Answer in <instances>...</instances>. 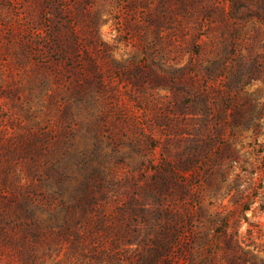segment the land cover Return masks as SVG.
Returning <instances> with one entry per match:
<instances>
[{"label":"rangeland","instance_id":"rangeland-1","mask_svg":"<svg viewBox=\"0 0 264 264\" xmlns=\"http://www.w3.org/2000/svg\"><path fill=\"white\" fill-rule=\"evenodd\" d=\"M10 166L0 264H264V0H0Z\"/></svg>","mask_w":264,"mask_h":264},{"label":"trees","instance_id":"trees-1","mask_svg":"<svg viewBox=\"0 0 264 264\" xmlns=\"http://www.w3.org/2000/svg\"><path fill=\"white\" fill-rule=\"evenodd\" d=\"M31 140L32 139H30L29 144L32 143ZM21 144L22 143H20L19 141H16L13 137H7V144L5 146L6 151L10 152V150L13 149L14 153H11V154L15 155L16 151L17 152L20 151L19 146H21ZM11 154L9 153V156L7 158L12 156ZM33 184L34 183H32V186L34 187ZM23 188L24 187L19 182L18 176L15 172V169H13V167L11 166L10 168L4 167L3 169L0 170V200L5 201L9 206L12 207V210L16 212L14 221L17 222L18 226H24L33 235L36 232L37 234H39L40 232L48 231L44 229H49L50 231H52L53 225L49 221H47L46 219H41L39 217H36L33 207L35 205L37 206V204L35 203L34 199L29 194L24 193ZM2 212H8V210L6 209L4 211L0 210V213ZM24 216L30 217V219L28 218L23 219ZM3 217L7 218L5 215H3ZM70 219L73 221L72 224L75 225L74 227L72 226V224L69 226ZM70 219L69 218L67 219V217L63 218V223L60 225L62 228L59 229L60 233L70 234V231H71V233H74V235L77 238L82 239V240L83 238L84 240L88 239V238H85L86 236L92 238L95 235L94 230L97 229L96 225L88 226V227L83 228V230H79L77 221L80 220L81 218L75 217V218H70ZM6 221L7 222H5V224H9L11 222L9 220H6ZM83 235H86V236L82 237ZM6 240L12 243V241H10L9 239H6Z\"/></svg>","mask_w":264,"mask_h":264}]
</instances>
